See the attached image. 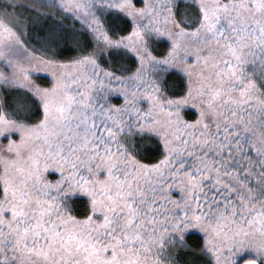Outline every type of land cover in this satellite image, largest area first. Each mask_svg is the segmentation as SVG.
Returning <instances> with one entry per match:
<instances>
[{
  "label": "snow or ice",
  "instance_id": "6c2138e0",
  "mask_svg": "<svg viewBox=\"0 0 264 264\" xmlns=\"http://www.w3.org/2000/svg\"><path fill=\"white\" fill-rule=\"evenodd\" d=\"M0 264H264V0H0Z\"/></svg>",
  "mask_w": 264,
  "mask_h": 264
}]
</instances>
